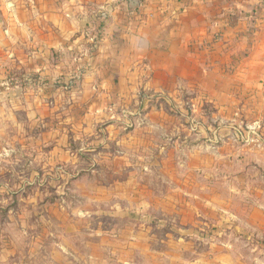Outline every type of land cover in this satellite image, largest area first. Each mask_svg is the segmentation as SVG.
I'll use <instances>...</instances> for the list:
<instances>
[{
    "label": "crops",
    "instance_id": "crops-1",
    "mask_svg": "<svg viewBox=\"0 0 264 264\" xmlns=\"http://www.w3.org/2000/svg\"><path fill=\"white\" fill-rule=\"evenodd\" d=\"M189 92L213 110L191 154L156 101ZM10 114L50 131L69 114V162L110 178L98 200L114 221H196L215 201L195 174L233 161L247 130L264 142V0H0L2 125Z\"/></svg>",
    "mask_w": 264,
    "mask_h": 264
},
{
    "label": "rangeland",
    "instance_id": "rangeland-1",
    "mask_svg": "<svg viewBox=\"0 0 264 264\" xmlns=\"http://www.w3.org/2000/svg\"><path fill=\"white\" fill-rule=\"evenodd\" d=\"M193 98L189 92L177 106L155 99L170 122L185 124L168 134L185 139L187 154L199 137L195 125L213 122L210 105L200 115ZM60 116L57 131L35 129L16 114L0 123V264H264L260 130L243 132L248 145L231 147L233 161L195 174L191 190L215 201L201 207L199 220L114 221L98 200V185L110 178L99 177L95 162H69V114Z\"/></svg>",
    "mask_w": 264,
    "mask_h": 264
}]
</instances>
